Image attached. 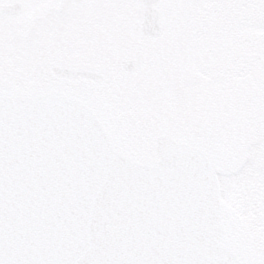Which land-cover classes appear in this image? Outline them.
Returning <instances> with one entry per match:
<instances>
[{
  "label": "snow or ice",
  "instance_id": "6c2138e0",
  "mask_svg": "<svg viewBox=\"0 0 264 264\" xmlns=\"http://www.w3.org/2000/svg\"><path fill=\"white\" fill-rule=\"evenodd\" d=\"M0 264H264V0H0Z\"/></svg>",
  "mask_w": 264,
  "mask_h": 264
}]
</instances>
